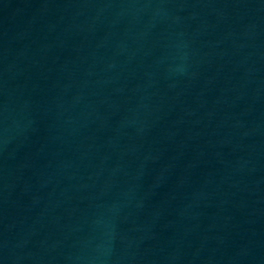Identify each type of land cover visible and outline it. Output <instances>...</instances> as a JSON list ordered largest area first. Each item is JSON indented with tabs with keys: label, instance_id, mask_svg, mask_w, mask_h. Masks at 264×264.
I'll list each match as a JSON object with an SVG mask.
<instances>
[{
	"label": "water",
	"instance_id": "95a60500",
	"mask_svg": "<svg viewBox=\"0 0 264 264\" xmlns=\"http://www.w3.org/2000/svg\"><path fill=\"white\" fill-rule=\"evenodd\" d=\"M0 264H264V0H0Z\"/></svg>",
	"mask_w": 264,
	"mask_h": 264
}]
</instances>
